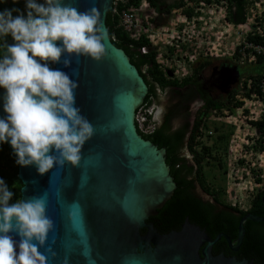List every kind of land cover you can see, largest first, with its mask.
Instances as JSON below:
<instances>
[{
	"label": "water",
	"instance_id": "1",
	"mask_svg": "<svg viewBox=\"0 0 264 264\" xmlns=\"http://www.w3.org/2000/svg\"><path fill=\"white\" fill-rule=\"evenodd\" d=\"M64 2L80 11L97 7L109 32L106 16L113 0ZM15 43L13 38L8 42ZM105 43L106 54L99 61L73 54L70 67L62 62L50 64L78 81L76 106L95 127L94 136L82 149L79 165L66 162L44 174L34 165H19L21 199L46 195L47 215L55 224L47 243L39 249L48 257V264H64L65 258L67 264H254L213 255L212 246L225 236L236 250L243 240L244 221H264V216L246 214L236 243L225 233L212 239L188 221L182 231L164 234L147 222L170 197L175 183L165 148L146 140L137 129L136 111L147 94V84L110 34ZM227 71H223L224 86L236 81ZM4 92L0 89V116L6 115ZM142 228H147L145 235L140 233ZM177 256L179 261L174 260Z\"/></svg>",
	"mask_w": 264,
	"mask_h": 264
},
{
	"label": "clouds",
	"instance_id": "2",
	"mask_svg": "<svg viewBox=\"0 0 264 264\" xmlns=\"http://www.w3.org/2000/svg\"><path fill=\"white\" fill-rule=\"evenodd\" d=\"M202 1L207 5L211 3V0H199L198 3H194L196 13L191 17L183 14L180 9L182 24L178 25V32L168 33L171 35L168 43L169 51L172 53L177 52L175 48L179 49L181 46V34L185 30L181 28L183 24L187 26L190 20L194 23L196 20L206 17V9H210L209 11L212 10V12L220 10L227 21V1L224 4L217 2L212 6H205L204 12L198 9ZM258 2L261 3L262 8L254 12L255 14H250V5H257ZM130 7L138 8L139 12L145 10L147 14L145 20L140 19L141 17L136 14L135 23H138L139 27L135 31H128L130 36L137 39L144 34L151 40L152 46L158 50V62L171 78V72L176 74L175 67L172 68L166 64L163 66V62L158 59L162 52L154 39L163 32L160 29H155L153 22L160 17V14L170 16L173 10L178 9H173L169 13H159L150 7L147 0H143L139 7L133 5ZM25 8L26 14L15 8L0 10V38L11 36L16 41L15 44H8L6 39L5 50L0 54V88L5 90L2 99L6 113L5 116H0V145L10 143L16 157V164L34 165L38 173L44 174L54 167H63L66 162H70L73 166L79 165L85 143L95 134L94 125L82 115L81 109L76 106L75 90L79 87L78 81L73 80L67 72L52 68L50 64L62 62L65 67H70L73 54L91 57L97 61L101 60L106 54L105 42L109 39V32L101 19V11L95 6L80 11L77 7L65 3L64 0H25ZM14 12L18 14L14 15ZM118 15L120 16V12ZM258 15L264 16V0H255L248 4L245 23L237 26L230 23L231 26L241 28L245 34L240 36V40L234 45L232 54L227 55L228 52H226L214 55L216 59H232L235 62L234 69H230L228 66L224 67L225 70H229L226 72L227 75L236 80L235 83L224 86L221 81L220 90L226 92L227 97L233 89L238 90L236 96L244 103L240 107H233L234 105L231 103L229 109L231 110L233 107L236 112H241L245 119L244 122H247L248 126L256 128L254 131L256 136L264 134V123L263 128L259 130L249 121H264V94L251 92L250 97L244 96L242 81L249 72H252L254 66L264 67V60L262 64L258 63V55L264 56V54L256 53L250 56L248 53L244 56L242 53V56L236 58L234 52L237 45L245 38L247 39L249 32L254 31L260 25ZM142 21L145 22L141 24ZM120 25L123 26L121 16ZM225 33L228 34V30ZM133 34L139 35L135 37ZM143 47H146V51L141 48L143 53L150 50L147 46ZM247 63L250 66H242ZM190 68L192 69V67ZM186 76H188L187 73L182 78ZM251 81L249 80L248 87H250ZM236 84L240 86L236 87ZM172 89L175 92L179 90ZM159 90L170 89L164 90L159 87ZM157 93L159 95V91ZM165 99V95H160L162 102ZM196 99L202 102V105L200 104L197 108V115L204 106V102L199 97ZM196 99L190 104V111L191 106L198 103ZM149 108H151L153 116L150 120L155 127L154 121L162 123L166 109L164 103L155 105V102ZM230 110L225 109L223 115L218 114L217 119L224 123H231L229 118L235 115L230 114ZM216 114L215 110H210L205 121L208 123L209 117H215ZM136 125L139 128L137 121ZM178 126V124H174L173 130ZM242 127H244L243 124L234 129L231 134V136H235L234 139L241 138L240 134L235 131ZM213 131L210 130L207 135L212 137L214 133L218 132ZM255 135L249 134L251 142L254 144L256 142ZM248 142L250 143V141ZM244 145H241V150L235 154L239 162L243 159L242 164H249L251 159L247 156V152H245L247 149L244 148ZM186 150L190 154L188 148ZM249 150L251 151V149ZM188 157H192V155L190 154ZM200 192L205 194L203 191ZM14 195L13 190L0 177V264H48V257L39 250L47 243L49 233L55 227L54 221L47 215V197L42 195L11 202ZM13 233L19 236L18 240ZM48 251H52L51 246ZM52 255H55V252H52ZM174 260L179 261L180 257H174ZM64 264H67V258H65Z\"/></svg>",
	"mask_w": 264,
	"mask_h": 264
},
{
	"label": "trees",
	"instance_id": "3",
	"mask_svg": "<svg viewBox=\"0 0 264 264\" xmlns=\"http://www.w3.org/2000/svg\"><path fill=\"white\" fill-rule=\"evenodd\" d=\"M4 0H0V10L19 9L25 12V0H10L5 4ZM143 0H113L112 7L108 10L106 16V24L109 28V34L113 43L123 49L130 57L131 62L137 67L144 81L148 85L147 94L143 100L142 108H149L159 97L156 87L161 89H172L188 87V91L183 95L179 89L177 93H181L184 105L181 109L180 118L182 121L179 126L174 129L173 119L176 116L175 110L169 108L162 119V123L155 122V128L151 132H144L138 128L139 133L146 140L156 144L159 148H165V159L169 167L175 187L170 197L165 203L158 207L148 219V223H152L159 233H169L170 231H182L184 224L188 221L192 225H196L204 230L207 235L214 239L218 234H227L232 242L236 243L239 235V228L242 218L253 213L264 216V189L258 190L251 198L248 209H242L236 204L223 201L220 197L218 189L209 185L206 174L205 164L208 157H212V147L202 142L204 130H209L208 123L205 121L210 110H215L217 114H222L225 109H229L224 100L215 98L211 95L209 88H206L201 77V72L212 64L213 54L209 52L200 54L201 58L192 62V74L178 79L176 77L169 78L166 70L162 68L157 60L158 50L152 46V42L144 34L134 39L130 36L128 30L120 25V16L118 12L125 10L130 6L139 7ZM150 7L156 9L159 13L170 12L173 9H181L182 13L188 17L196 13V5L199 0H174L167 2L166 0H147ZM209 1V0H207ZM227 1V21L234 25H240L247 20V7L249 3L255 0H226ZM115 9L117 12H115ZM14 15L18 13H13ZM260 24L264 23V19L259 18ZM7 43L12 39L0 38V54L5 50V40ZM248 40L255 43H264V36L257 30L250 31ZM147 46L150 50L143 53L141 48ZM243 42L237 45L234 57L242 56ZM177 51L180 49L175 48ZM252 50L246 49L247 54ZM264 56L258 55V63L262 64ZM264 74V67L254 66L252 72L246 76L243 82L244 96L250 97L251 92L261 93L259 81ZM249 80H252L248 87ZM2 89V88H0ZM238 90L233 89L228 94V102L233 107H240L243 101L237 98ZM184 97V99H183ZM199 97L203 100L204 106L199 110L194 120H190V104ZM179 107H176V111ZM177 113V112H176ZM149 121L152 115L145 113ZM223 115V114H222ZM185 116V118H184ZM251 125L257 126L259 130L263 128V120H250ZM221 126H214V130ZM203 129V130H202ZM234 130V129H233ZM221 140L226 137L224 134L219 136ZM255 144L250 147L254 153L264 152V134L255 137ZM188 148L192 157L185 154ZM199 148V149H198ZM15 155L9 145L4 143L0 145V177H2L9 185L10 189L15 193L13 200L21 199L23 186L22 180L18 176L19 165L15 162ZM213 159H218L213 156ZM221 162V161H220ZM244 160L241 159L240 163ZM261 179L258 177V182ZM200 186V187H199ZM201 188V189H200ZM203 191L205 194H203ZM209 196V197H207ZM244 236L241 245L236 250L231 248L229 241L225 236L212 246V254H223L237 259H246L254 264H264V221H255L247 219L243 223ZM142 235L147 233V228L140 230ZM202 246L199 249L201 257Z\"/></svg>",
	"mask_w": 264,
	"mask_h": 264
},
{
	"label": "rangeland",
	"instance_id": "4",
	"mask_svg": "<svg viewBox=\"0 0 264 264\" xmlns=\"http://www.w3.org/2000/svg\"><path fill=\"white\" fill-rule=\"evenodd\" d=\"M166 1L173 2L174 0ZM3 2L7 4L10 3V0H4ZM261 8V3L258 2L257 5H250L249 12L250 14H255L254 12L259 11ZM209 10L206 9V17L198 19L194 23L190 20L188 21L187 26L183 24L181 28L185 30L181 34L180 50L175 53L169 51L168 42L170 41L169 38L171 35L168 33L178 32V25L182 24V21H180V9L173 10L170 16H167L166 14H160V17H158L156 21L153 22L154 28L160 29L161 32H163L161 35H157L158 37L154 39L156 40L155 42L159 44L158 48H160V51L162 52L158 59L160 62H163V66L167 65L171 66L172 68L175 67L174 69L176 71V78H182V76L186 73L187 75H190L192 73V69L190 68L192 62L200 59V54H205L207 51L210 55L213 54V57L214 55L216 56L226 52H228L227 55L232 54L234 45L240 40V36L245 35L241 28L234 25L231 26L230 23L227 22L224 16L220 13V10L217 9L216 12ZM137 15H139V17H141L140 19L143 20H145L147 17L145 10L141 12L138 11ZM144 22L145 21H142L141 24ZM164 27L166 28L164 29ZM226 30H228V34L225 33ZM224 60L232 62V59L212 58V64L201 72V77L203 78L204 83L203 86H206V88L211 86L208 83L206 84V81L211 75H215L216 70L221 68L222 62ZM248 64L249 63L242 66H250ZM238 85L239 84H236L235 86L238 87ZM188 90V87L181 89L182 93L183 91L187 92ZM162 94L166 96V99L163 102L160 100V95ZM212 96L221 98L225 103L228 102L227 93L222 92L220 89L215 87H213ZM181 100V93H173L170 90H159V97L156 99L155 105L164 103L166 109L164 114L169 108L174 109L176 116L173 119V124L179 125L182 121L180 116L182 112H184L181 109V106L185 104L184 101ZM196 101L198 103H195L193 106H191L190 120H194L197 108L200 106V104L202 105V102L199 99H196ZM167 103L169 108L166 105ZM227 106L230 107L231 104L228 103ZM176 107H179L177 111ZM230 114L235 115L229 118L231 120L229 122L231 123H224L217 119L218 114H216L215 117H209V131H213L214 126H221V128L216 129L218 132L214 133L212 137L207 135L209 134V131L203 132L204 137H202V142H206V144H209V146L212 147V157H208L206 160L209 163L205 164L204 170L209 185L219 190L220 197L223 201L236 204L242 209H248L251 198L254 196V194L258 190L264 189V153H254L250 148L254 143L251 142L249 134L255 135L254 131H256V128L253 126H248L247 122H244L245 119L242 113L239 111L236 112L233 107H231ZM242 124L244 127L235 131L240 134L241 138L234 139L235 136H231L232 132H234L233 129H236V127L238 128V126H242ZM220 134H224L226 138L221 140L219 138ZM247 140L250 141V143ZM243 144H245L244 148L247 149L245 151L247 152V156L251 159L249 164L240 163L239 160H237V155L235 154L238 150H241V145ZM249 149H251V151ZM185 154L190 156L187 150H185ZM213 156H216L218 159H213ZM258 177L261 179L260 182H258Z\"/></svg>",
	"mask_w": 264,
	"mask_h": 264
},
{
	"label": "built area",
	"instance_id": "5",
	"mask_svg": "<svg viewBox=\"0 0 264 264\" xmlns=\"http://www.w3.org/2000/svg\"><path fill=\"white\" fill-rule=\"evenodd\" d=\"M217 2H220L224 4L226 0H211V3L208 5L205 4L203 1L200 3V9L202 12H204L205 6H212L213 4H216ZM116 11V9H115ZM138 8L135 7H129L122 11L121 16V24L124 26V28L128 31H135L137 30V27H139L138 23H135V17L137 14ZM260 14V13H259ZM261 19H264V16L258 15ZM255 30H257L259 33H261L264 36V23L260 24ZM139 34H133V36H138ZM149 36V35H148ZM243 47H242V53L244 56L247 55L246 49L252 50L249 54L250 56H253L254 54H264V43H255L251 40L244 39ZM241 43V42H240ZM143 51H146V47L142 48ZM259 88L262 94H264V77L259 82ZM145 113H152L151 108H142V105L137 110L136 113V121L139 125V128L144 132H151L153 131L154 123L152 121H149ZM264 133V128H263Z\"/></svg>",
	"mask_w": 264,
	"mask_h": 264
},
{
	"label": "flooded vegetation",
	"instance_id": "6",
	"mask_svg": "<svg viewBox=\"0 0 264 264\" xmlns=\"http://www.w3.org/2000/svg\"><path fill=\"white\" fill-rule=\"evenodd\" d=\"M227 66L230 69H234L235 62L233 60H232V62L224 60L222 62L221 68L219 70H216L215 75H211L210 78L206 81V84L208 83V84L211 85V86L208 87L211 94L213 92V87H215L217 89L221 88V81L223 79V77H222L223 76V71L225 70L224 67H227ZM174 74H175L174 72H171V78L175 77ZM147 87H148V85H147ZM156 89H157V91H159V86H157ZM222 89L225 90V88H222ZM170 91H172L173 93H176L173 89H170ZM184 94H185V91H183V95ZM183 99H184V97H183ZM166 105L169 107L168 103Z\"/></svg>",
	"mask_w": 264,
	"mask_h": 264
}]
</instances>
